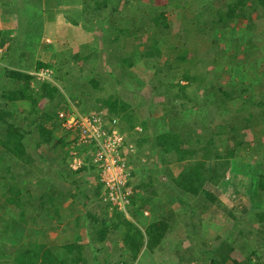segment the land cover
<instances>
[{"label": "trees", "instance_id": "1", "mask_svg": "<svg viewBox=\"0 0 264 264\" xmlns=\"http://www.w3.org/2000/svg\"><path fill=\"white\" fill-rule=\"evenodd\" d=\"M108 1L81 0L80 10L83 14L80 16V21H77V23L71 22V25L79 26V29L84 32H90L93 28L90 25L93 23H99L105 21V19L111 22V18H119V23H121L119 27H110L114 40L123 38L126 41L128 38H134L135 35H141L137 40L141 42L140 47L144 65L154 70L150 83L152 89L157 93L161 91L172 95V98L174 100L178 98V101L177 105L170 109L176 113H170L166 117L165 113L167 111L163 112L164 117H166L168 131L153 135L149 130V126H146V129L142 128L144 131L139 134L141 141L138 144L139 146L142 143L151 144L156 152L154 153L156 154L155 157L160 164H166L167 161L164 154L171 153L174 157L172 164L180 166L179 172L169 184L148 188L146 195L141 198L142 201L139 204H137L135 194H128L126 196L128 202L125 204L124 210H119L116 203L110 201L107 197L103 199L105 191L102 184L99 183L97 167L92 163L91 159L92 155L99 149L98 144L94 141L80 140L78 131L65 130L59 136L53 133L61 123L58 118V112L63 111L54 101V97L56 96V99L67 98L76 106L74 101H81V98L84 97L83 93L71 91L68 95H65L58 87L52 85L50 80L37 77V73L43 71L55 80L57 79L52 62L37 58L35 59L34 67H27L28 65L24 63V60L27 61L28 58L34 55L33 47H30L29 51L20 50L16 58L11 59L10 53L6 54V57H8L7 61L4 64H0V168L6 169V172H3V169L0 171V198L3 203L1 209L4 210L3 214H0V223L4 226V233H6V229L12 220L20 224V226L22 223L28 224V220H30L32 224L38 225L40 235L35 240L32 239V235L28 236L25 243L12 244L7 242V244L1 242L0 239V264H86L78 242L81 239H85V236L90 235L89 245L97 243L108 249L115 234L121 235L122 245L128 251L126 255L133 262L137 259L143 247L153 252L164 237L167 236L170 226L165 218L148 224H141V226L132 219L136 217L139 211L150 206L151 201L158 199V197L163 201V205L168 208L171 213L170 217H173L174 212L176 223L182 225L184 229L185 244L194 246L199 257L204 260V264L207 261L208 264H223L221 257L228 255L231 252V247L220 243L219 246L213 248L208 241L204 240L201 230L197 229V223H201V220L194 219L195 210L193 205L186 203L185 205L177 206L176 202L182 197L198 196L208 178V173L204 171L206 162L220 158L215 148L217 146L216 138L219 137V144H224L223 135L227 122L223 126L221 133L220 129L222 128L214 130L213 121L217 117H223V112L229 110L227 105L232 100V96L235 95V90H227L224 86H219L218 83L220 81H215L212 85H207V88L201 92L204 105L194 108V106H198L196 105L197 93L195 90L198 91L200 89L199 75L205 74L198 67H196L195 71L185 68L186 70H183L180 77L183 80H190L191 78L193 81L198 79L194 86L191 83L190 85H181L177 82L175 88L169 91L166 88L167 84L160 79V76L164 73V68L169 65L172 59L170 58L171 56L165 57L161 54V44H166L167 38L170 37L169 31H171L172 24L171 20L169 21L168 19L172 14L180 15L181 20L187 26V30L194 34L197 39L210 42L209 46L211 48L217 47L214 54L211 53L210 49L207 53H204L206 56L204 58L205 61H215L214 58H216L218 53H223L222 48L219 49L218 47L217 40H213L214 37L211 40L210 36L203 35L206 34L203 20H205L204 14L205 10H207L206 3L208 0H121V3L115 2L111 6H108ZM141 1L145 4H142ZM183 1L186 2L185 5H182ZM224 5V10L214 11L213 8L209 10L213 12L209 13L211 15L216 13V16L210 18L214 19L216 17L215 24L209 22L213 26L211 32L219 30L221 38L226 41L225 44L227 46L234 44V47H232L234 54L245 52L248 61L254 64L247 76L243 77L240 92L237 90V97L242 99V95L247 94L248 88L259 85L260 72L258 68L262 67L261 64L264 65V0H226ZM134 6H141L142 11L133 15ZM151 6L154 7L153 11ZM89 7L92 12H87ZM169 7L172 8L171 11H169ZM9 8L7 4L3 3L0 11L8 13L10 11ZM150 12L151 15L148 14ZM85 15L87 18L89 16L91 18L86 19ZM233 20L236 21L237 27L231 29L229 23ZM90 27L92 28L90 29ZM150 30L157 32L156 34H159V31L162 30L165 36L159 38L156 35L157 37H154L150 34ZM238 30H243L241 37ZM237 41L239 42L238 44H236ZM11 49L16 50V48ZM178 53H175V55L177 56ZM234 59L235 57H233L232 61ZM201 61L202 59L199 58V63ZM232 61L216 62L219 63L220 67L219 75L222 73L223 79L226 76V83H233L232 87L234 88L237 78L233 73L234 68H230L235 66ZM130 63L131 61L126 63L127 67L130 66ZM29 70L32 71V74L28 72ZM126 73L131 74L129 71ZM218 73L215 75L216 79L219 77ZM206 76L205 74L203 78L205 79ZM156 83L159 85L158 88H155ZM214 95H216L215 106L211 109H213L215 114L212 116V114L207 113V108L210 107H205V105H207L209 98L212 99ZM44 99H49L53 103L45 109V112H42L43 110H41V107L38 108V104ZM77 109L82 114L89 112L87 105H84L83 109ZM109 112L114 116L116 115V117L118 116L116 126L121 134L128 133L129 135V132L136 125L145 126V122L149 124L148 118L140 121L134 115L133 108L128 103L118 99L111 102ZM45 120H49V124H46ZM229 120H233V117L231 116ZM246 120V123L240 125V129L248 128L253 133L264 132V92H261L259 100L253 103ZM190 134H200L197 139L199 144L197 149L188 147L187 136ZM255 140L259 142L257 138ZM26 142H32L36 147L35 151L39 148L38 153H36L40 158L43 157V152L46 151L50 158L58 160L61 165L66 167L68 172H65V169H62L61 172L64 173L65 181L67 180L70 183L72 191L70 188H64V190L51 189L45 194L47 200L39 197L40 199L37 201L31 198L28 190L27 196L21 199L17 186L26 181L23 176L24 173H26L27 180H29L28 174L30 175L31 173L26 164V156L29 153L27 145H25ZM241 147L247 148L248 144H241ZM46 153L44 154V160L48 157ZM129 155L128 152L123 155L126 161V170H129L133 164V157ZM232 155L233 151H230L228 157H232ZM73 165H77V167L73 168ZM19 166H22L24 170L21 175L22 178L12 172L14 167ZM156 171L143 172L149 180L147 186L152 184L150 179L153 175H157ZM87 174H90V176L87 177ZM131 176H133V173H131ZM88 178H91L94 183L92 194L98 199V205L95 208L102 209L103 206L107 208V212L96 215L84 208L82 213L76 214L74 217L64 215L66 214L64 213L66 208H71L75 205L73 202L75 198L73 189H77L80 194L83 192L81 195L84 198L87 197L84 187L88 184ZM257 178L259 179V197L263 204L259 210L251 211L254 215V220L247 225L246 229L245 227L240 228L239 236L245 235L244 232H246L247 236L253 234L256 237L259 235L261 227H264V174L258 175ZM84 180L85 182L82 184ZM49 181V179L45 180L43 185H41V182H37V186L39 188L45 187ZM174 188L182 195L180 196L176 193ZM43 190L45 189L42 188V192ZM205 197L213 205L217 202V198L210 193L205 195ZM60 204H63L64 207L60 206ZM96 210L98 213L101 211L100 209ZM228 216L235 219L231 211H228ZM52 221H56L54 229L65 233L71 232L76 240L73 242L57 241L58 243H45L43 240L44 227L51 224ZM237 222L238 225L244 226L240 220ZM253 223L256 224V228L252 226ZM82 230H88L89 232L82 234ZM214 241H217V239ZM181 243L182 241H179L174 246V251L178 256V264H186V258L181 252L183 246L182 248L179 247ZM95 250L98 251L99 248H95ZM244 252L243 254L245 255L246 252ZM252 253L255 258L259 257L256 251ZM209 258L210 260H208ZM251 259L250 257L245 258L246 262ZM255 264H264V258L262 260L257 258Z\"/></svg>", "mask_w": 264, "mask_h": 264}, {"label": "crops", "instance_id": "2", "mask_svg": "<svg viewBox=\"0 0 264 264\" xmlns=\"http://www.w3.org/2000/svg\"><path fill=\"white\" fill-rule=\"evenodd\" d=\"M44 1L47 3L49 2V7H51L50 5L54 6V8L58 11V15L51 17L44 15L42 8L39 5L35 6V4H37L36 0H22L17 8V17L13 21L9 20L8 17L11 15L15 16L16 12L12 13L9 11L10 13H2V11H0V50H4V52L7 53L6 51L10 47V43H7L8 40L5 41V39L13 41L14 47L17 48L18 52L20 50L29 51L30 47H33L34 55L28 58L27 61L24 60V63L28 65L27 67H34L35 59L37 58L52 62V65L55 69V74L57 75L56 80H67L66 83H68L73 89H75V87L73 86L72 82L77 84L78 88H80L79 91L82 92L83 96L88 100V104H86L89 107L88 111L105 112L108 115V118H115L118 121V116L116 117V115L114 116L109 112L111 102L115 99H118L119 101L128 103L133 108L136 118H138L140 121L146 120L148 118L149 124L145 122V126L136 125L134 129L129 132V135L128 133H125V136L127 137V140L130 141L136 148H140L138 149L141 152V160H144V158L147 157L149 158L151 152H154L153 147L149 143H142L139 146L138 141H141L139 134L144 131L142 128L146 129V126H150V128L154 131H150L153 135H158L168 131V125L165 118L170 115V113H176L170 109L174 105H177L178 98L174 100L172 95L165 94L161 91L157 93L152 89L150 83L153 78L154 70L152 68H147L144 65V60L142 57L143 54L140 47L141 42L137 40L141 35H135L134 38H128L126 41L123 38L114 40L110 27H119L121 24L119 23V18H111V22L106 19L105 21L95 24L92 22L93 24L90 26L93 28L90 27V29L92 28L90 32H84L83 30L79 29V26L71 25V22L77 23V20L71 18V14L74 12L73 10H78L79 16L83 14L80 10V5L82 4L81 0ZM9 6L10 4H7V7ZM24 15H29L30 20L31 17H33L35 19H41L42 22L33 24L32 22L30 23V20L23 21L22 16ZM90 18L91 16H89L88 19ZM168 20H171L172 24L171 31H169L170 37L167 38L166 44H161V54L165 57L171 56L170 58L172 59L169 65L164 68V73L160 76V79L165 84H167L166 88L169 91H172L175 88V84L177 82L181 85H190L191 83V85L194 86L196 82H198V79L192 81L191 78L190 80H183L180 77L185 68H189L190 71H195L196 67H198L207 76L204 79L203 76H205V74L199 75L200 89L198 91L195 90L197 93L196 105L198 106H194V108L202 107L204 105L202 102L201 92L207 88V85H212L217 80L215 75L220 70V67L219 63L216 61L221 63V58H229L228 54L231 55V58L235 57V60L232 61L235 66L230 67L232 69L234 68L233 73L237 78L235 86L234 88L232 87L233 83H225V85H223L227 90H235V95L232 96V100L228 102L227 105L229 110H225V112L228 113L229 111L231 114L229 113L230 115L228 117H217L213 121L214 130L216 128H222L220 129L221 133L224 128L223 126L227 122V127H225L223 135L224 144H219V137L216 138L217 146L215 148L220 158L208 160L206 162L204 171L208 173V178L203 185V189L198 196L189 197V203H193L192 205L195 210L194 218L201 220V223H197V229L199 231L201 230L203 235L213 234L212 236H215L221 233L234 236L238 233L237 228L240 226L237 223V219L231 220L228 218L226 213L218 207L216 208L211 202H209L208 199H206L205 195L210 193L215 196L216 194L214 195L213 191L214 193H217L218 191L219 194L216 195L217 197H215L220 201L221 205H234L235 208L233 207L232 210H236L238 214L241 215L240 218H238L241 219L242 224L244 225L251 218L254 219V215L251 211L256 209L259 210L263 204L259 197V179L257 178V175L264 173V132L253 133L248 128L240 129V125L246 123V117L248 112L251 111L253 103H256L259 100V94L264 92V72H262L264 71V65L261 64L262 67L258 68L260 72L259 85L248 88L247 94L242 95L243 97L240 99L237 97V90L240 92V88H242L241 83L243 77L247 76L248 72L254 66L253 63L248 61L246 53L237 52L234 54L232 51L233 46H229L230 49L228 52L224 50V53H218L216 58H214L215 61H205L204 58L206 56L204 53H207V51L210 49L211 53L214 54L217 47L211 48L209 46L210 44L208 45L207 43L206 46V40H199L194 34L190 33L187 30L185 23L181 20L180 15L179 17L176 16V18ZM95 27L97 28L94 30ZM156 33L155 31L150 30V34L154 37L158 36L161 38L165 36L164 31L162 32V30L159 31V34ZM216 34L214 32L212 37H214L213 40H217L216 42L218 43L221 35ZM212 37L210 36L209 38L212 40ZM177 52L179 53L176 56L175 53ZM238 56H241L242 59H238L237 62L236 59ZM199 58L202 59L200 63ZM31 60L34 61L33 64L30 63ZM129 61H131V63L130 66L127 67L126 63ZM20 63L24 65L22 61H20ZM82 64H84V66L81 68ZM126 68L128 69L127 71L131 73L130 75L126 73ZM140 84L142 85L140 86ZM59 85L61 88L60 82ZM158 86L159 85L156 83L155 88H158ZM138 89L140 91H138ZM212 99L215 101L216 95H214ZM54 101L63 110L81 113V111H79L72 102L68 103L63 98L56 99V96L54 97ZM213 101L209 98L205 107L215 106V102ZM52 103L53 101L44 99L38 104V108L41 107V110H43L42 112H45V109H47ZM163 112H166V117H164ZM225 112H223L224 115L226 114ZM155 113L156 115H154ZM231 116L233 117V120H229ZM45 122L46 124H49V120H45ZM63 132L64 129L60 126L53 131V133L57 136L62 135ZM198 136H200V134H190L187 136V140L191 144L197 143V139L199 138ZM256 138L259 142L255 140ZM29 143L32 142H26V144ZM240 143L248 144V147L242 148ZM37 150L39 151V148H37ZM230 151H233L232 157H228V153ZM45 153L46 151L43 152V154ZM164 155L166 156V161L168 164H160L156 159L158 162L157 168H161V166L164 165L168 167L172 164L174 158L173 155L171 153ZM47 156V159L51 163L52 167L57 170L58 175L61 178L59 181L62 183V177L64 173H62L61 170L65 169L66 172H68L66 167L61 165L58 160L50 158L48 154ZM137 161L139 162V160ZM251 168L253 169L251 172L256 171L258 173L255 174L254 177L247 176L246 170H251ZM169 175L171 174L166 176ZM89 176L90 174H87V177ZM134 178L132 177V179H128V186L130 190H133L132 194H135V196L138 197L140 189L136 183H139L141 179L137 178L136 183L134 184ZM45 180L47 181V178H44L38 182H41V185H43ZM62 186L65 187V183ZM93 186L94 183L92 182L91 178H88V184L86 187H84V191L87 194L86 198L81 195L83 192L80 194L77 189L74 190L73 194L75 195V198L73 199V202L75 205H73L71 208H66L64 213L68 214L69 217H72L75 214L82 213L85 208L84 206H86L87 211H91L93 214H105V212H107V208H104L103 206L102 209L95 208V206L97 207L98 205V199L94 196V194H92ZM45 187V190H43L44 194L48 190L53 189ZM60 190L62 189L60 188ZM181 195L182 194L180 193V196ZM225 198H228L229 200L231 199L230 203H228V200ZM243 198H245L244 200L246 202L240 200ZM84 201H86L85 204ZM62 206L64 207L63 204ZM96 209H100L101 211L98 213ZM148 211L150 213L148 217H144L142 214L140 215L139 212L137 213V218L141 224H148L153 220L160 219V217L154 215V210L152 208H150ZM126 215L129 219H131L128 214ZM56 221H52V223L55 224ZM252 226L256 228L255 223H253ZM88 232V230L81 231L82 234ZM53 235H55V237L45 238L44 242L52 243L57 241L65 242L66 240H76L71 232L65 233L64 231H56V233ZM258 236H264L263 226L261 227ZM27 238L28 235L26 237L23 236L22 226L15 223L13 220L9 224V229L6 233L0 231L1 241L9 239L8 241H10L12 244L21 242L25 243ZM89 239H91L90 235L88 236V241L86 244L91 249L97 248V244L92 243L89 245ZM247 245L248 244L244 246V249L256 251L257 254L260 252L264 256V249L261 250L257 247L258 245L264 246V244H255L252 248H250V245ZM79 247L80 250L83 251L80 244ZM233 253L234 252H232V254ZM232 254L229 255V260L231 259ZM226 258V256H223L222 259L226 260ZM242 264L251 263H249V261L246 262L244 259Z\"/></svg>", "mask_w": 264, "mask_h": 264}, {"label": "rangeland", "instance_id": "3", "mask_svg": "<svg viewBox=\"0 0 264 264\" xmlns=\"http://www.w3.org/2000/svg\"><path fill=\"white\" fill-rule=\"evenodd\" d=\"M21 1L22 0H0V4H3V3L4 4H10V8L8 7L10 12H12V13L16 12L15 16L11 15L10 17H8L9 20L13 21L14 19H16L17 13H18L17 12V8H18L19 3ZM29 1H31V0H29ZM36 1H37V4H35V6L39 5L42 8V10H43V14L46 15L47 17L58 15V11L54 8V6H52V5H50L51 7L48 6L49 2L47 3L44 0H36ZM115 2L121 3V0H109L107 4H108V6H111ZM224 2H226V0H208V2L206 3L207 10H205L206 11L205 15H204V19L205 20H203V25H205L204 28H206L207 30L204 29L206 34H203V35H205V36L207 35V36H211V37L214 35L215 31L211 32L212 27H213L211 24H215L216 23V17L214 19H210V18H213V16H216V13L214 15H211L209 13H213V12L212 11L210 12L209 10L211 8H213L214 11H218L219 9H220L219 11L224 10L225 9ZM141 3L145 4L142 1H141ZM185 4H186V2L183 1L182 5H185ZM151 8H152V11H153L154 7L151 6ZM171 9L172 8L169 7V11H171ZM73 11L74 12H72L71 18H73L74 20L80 21V19H81L80 16L81 15L79 16L78 10H73ZM141 11H142V7L141 6H134L132 13L134 15L135 13L141 12ZM87 12H92V9L90 7L87 8ZM64 14H66V13H64ZM148 14L151 15V12L148 13ZM176 16L179 17V15H176ZM176 16H174V14H172V15H170L169 19H174V18H176ZM86 19H88V18H86ZM22 20L23 21L30 20L29 15L22 16ZM31 22L33 24H36V23L38 24V23H41L42 20L41 19L40 20L39 19H35V18L31 17L30 23ZM229 27L231 29H234L235 27H237L236 21H234V20L231 21L229 23ZM96 28L97 27H95L94 30ZM238 32L240 33V37H241V35L243 34L242 33L243 30H238ZM216 33L220 35V31L219 30L217 32H215V34ZM7 40H8L7 43H10V48L6 52L10 53L9 56H10L11 59L12 58H16V55L19 52L17 51V48L14 47L13 41H11L9 39H5V41H7ZM206 43L208 45L210 44V42H205V44ZM225 43H226V41L224 39H222V38H220L219 43H217V44H219V47L222 48L223 53H224V50L228 52L230 47H232V46L234 47V44H231L230 47H229V45L227 46ZM238 43L239 42L237 41L236 44H238ZM201 44H202V41H201ZM207 44H206V46H207ZM11 48H13V49L16 48V50H12ZM7 53H5L4 50H0V64H4V62L7 61V59H8V57H6ZM228 56H229L228 59L221 58V61H227V62L232 61L233 58H231V55L228 54ZM238 59H242L241 56H238V58L236 59L237 62H238ZM30 63L33 64L34 61L31 60ZM83 66H84V64H82L81 68ZM30 67H33V66H30ZM227 67H228V65H227ZM0 74H1V68H0ZM218 76L219 77H217L216 82L220 81L219 86L225 85V83H226L225 77L226 76L224 77V79L222 77L223 76L222 73L220 75L218 73ZM5 80H6V78H5ZM49 80L56 81V84L60 82L62 93L65 94V95H68V93L71 92V91L78 92L80 90V88H78V85L75 84L74 82H72V84H73V86L75 87L76 90L73 89L68 83H66L67 80L59 81V80H55L51 76H49ZM226 80H227V78H226ZM138 91H140V90L138 89ZM141 97H143V96H141ZM65 100L68 103H71L70 100H68L67 98H65ZM210 100H212V99H210ZM74 104H76L77 108H82L83 109L84 105L88 104V100L85 97H82L81 101H74ZM212 107L207 108V113L210 114V115L212 114V116H213L215 114V112L213 113V109H211ZM225 113H226L224 115L225 117H228L231 114L229 111H228V113L227 112H225ZM154 115H156V113ZM150 129L151 128L149 126V130ZM150 131L154 132L152 129ZM193 140H195V139H193ZM138 142L140 143V141H138ZM187 143H188V147H190V148L197 149L199 147L198 143H192L191 144L188 140H187ZM129 144L132 145L131 146V151L129 153L130 154L129 156L133 157L132 158V160H133L132 163L133 164L131 165L130 169L129 170L127 169V170H128V174H130V177H131L130 179H132V177L133 178L135 177L134 178L135 179L134 184L136 183L137 178L141 179L139 181V183H136V184H138L139 189H140V193H138L139 196L138 197L135 196V198L137 200V204H139L142 201L141 198H143V196L146 194V190L148 188L154 187V186L164 185L166 183L169 184L171 182V180L173 178H175V176L178 174L180 167H179V165H175V164L172 165L171 164L168 167L166 165H164V166H161V168H157V166H158L157 163L158 162H157L156 157H155L156 154H154V153H156L155 151L151 152L149 158L148 157L147 158L143 157L144 160H141L142 156L140 154L141 153L140 150L135 148V146L132 143L129 142ZM26 145H27V149H28L27 151L29 152L28 155L26 156V164L28 165L27 168L31 170L30 175L28 174L29 180L26 179V173L23 174L24 170H23L22 166H19V167H16V168L14 167L12 169V172L16 176H19V178H22L21 175L23 174V176L25 177V180H26L24 183H20L17 186V191H18V194L21 196V199H24L27 196V191L29 190L28 191L29 195L31 196V198L33 200L39 201L40 198H43V199L47 200V196H45L46 193L44 194V191L42 192V188L44 189V187L42 186V188L41 187L39 188L37 186V182L41 181L44 178H47V179L49 178L50 179L49 183L46 185V188H53V189H60L61 188L62 190H64V188H70V183L67 180H66L67 181L66 182L64 177H62L63 182L60 183L59 180L61 178L59 177L57 170L54 167H52L51 163L49 162V160L47 158H45V160H44V154H43V157H41V158L37 155V153H38L37 151L38 150L35 151L36 147L34 146L33 143H29V144H26ZM137 160H139V162ZM166 164H168V163H166ZM72 167L76 168L77 165H73ZM2 169H3V172H6V169H4V168H0V171ZM146 169L148 170L147 172H146ZM156 169H157V171H156L157 175H153V177L150 179L152 184L147 186V183L149 182V180H148L147 176H145V173H148L151 170H156ZM252 170H253L252 168H251V170H248V169L246 170L248 177H254L255 174H258L256 171L251 172ZM65 172H66V170H65ZM143 172H145V173H143ZM131 173H133V176H131ZM168 174H171L173 176H171V175L166 176ZM72 177H74V176H72ZM19 178H17V179L19 180ZM250 180H252V179H250ZM84 182H85V180L82 181V184H84ZM132 182H133V180H132ZM64 183L66 185L65 187L62 186ZM71 191H72V189H71ZM73 191H74V189H73ZM175 191H176V193H178L180 195L179 191H177V190H175ZM131 193H133V190L130 191V195H131ZM213 194L214 195L215 194L218 195L219 193H218V191H217V193H214V191H213ZM225 199H227L228 203H230L231 199L230 200L228 198H225ZM244 199L245 198L240 199V200H243L244 202H246ZM1 200L2 199L0 198V214H3L4 210L1 209V205L3 204ZM189 201H190L189 197H182V198H180V200H178V202H176V205L177 206L178 205H185L186 203H189ZM85 203H86V201H84V204ZM229 205L231 206V208H230ZM229 205L228 204L227 205L224 204V206L221 205V203H220V201L218 199H217V202L214 203V206L216 208L218 207L219 209L224 211L228 218H230L231 220H236L237 219V221L238 220L241 221V219H239L241 215L238 214V212L236 210H232L234 205H232V204H229ZM60 206H62V204H60ZM84 207L87 210L86 206H84ZM150 208H152L154 210V215L155 216L160 217V219L165 218V220L168 222V224L170 226V228L167 231V236L164 237V239L161 241L160 245L157 248H155L153 252H150V251H148L146 249V247H143L141 249L139 255L137 256V259L135 261L131 262L129 260L128 256L126 255V253L128 251L122 245L121 235H117V234L114 235V237L111 240V246L108 249H106L105 246H101L100 244L94 243V244H97L96 247L99 248L98 251L95 250L94 248L91 249L86 244L87 243L86 240H88V235H87V236H85L86 237L85 239H81L80 242H79V244L82 246V249H83V251L81 250V254L84 257L85 263L88 264V262H89V264H178V256H177V253L175 254L174 246L177 245L179 241H182V243L180 244L181 246L179 245V247L182 248V246H183L181 252L183 253V255L186 258V261H187L186 264H204V260L201 257H199V254L195 250L194 246L192 244L191 245L185 244L184 229L182 228V225H180L179 223H176V219H175L176 215H174V212H173V217H170L169 215H171V213L169 212L168 208L163 205V201L161 199H159V197H158V199H155V200L151 201L150 206L146 207L142 211H139V214L140 215L141 214L144 215V217H148V215L150 214L148 210H150ZM228 211H231L234 214L235 219H233V218L228 216ZM145 212H146V214H145ZM64 215L68 216V214H64ZM75 215H73L72 217H74ZM245 218H247V217H245ZM132 219L137 224H139L141 226V223L139 222V220L137 218V215H136V217H134ZM194 219L196 220L197 218H194ZM156 220H153V221H156ZM253 220L254 219L251 218L250 220H248L245 223V225L242 224L244 226H239L237 228V232L238 233L237 234L234 233V234H236L234 236H232L230 234H221V233H219V234H217L215 236H212L213 234L203 235L204 240L208 241L209 244H211L213 248L219 246L220 243H222L223 245H228V246L231 247V252L228 255L227 254L225 255L227 257L226 260L222 259L223 260V264H233V263L234 264H242V261L246 257L252 258L249 261V263L255 264V261L257 260L258 257L255 258L254 257L255 255L252 253L253 251H249L250 249H244V246L246 244H248V245H250V248H252L255 244H258V243L259 244H264V239H263L264 236L263 237L262 236L254 237L253 234H250V235L247 236L246 232H244L245 235L239 236L240 228L242 229L243 227H245V229H246L247 225L251 224V222H253ZM241 223H242V221H241ZM21 226L23 227V236L26 237L27 235L28 236L32 235V239L33 240H35V239H37L39 237L40 229H39L37 224L34 225V224H32L30 222V220H28V224H23L22 223ZM54 227H55V224H53V223H51L49 225H45V227H44V231L45 232H44L43 240L45 238H48V237H50V238L55 237V235H53V234H55L56 231H59V230L54 229ZM8 229H9V227L6 229V232L8 231ZM0 230L5 232L4 231L5 228H4V226L1 223H0ZM32 232H36V233H32ZM47 232H48V235H47ZM215 239H217V241H214ZM8 240L6 239V240L1 241V242H5V243L9 242V243H11ZM66 241L67 242H73V241H69V240H66ZM252 242H254V243H252ZM257 247L260 248L261 250L264 249V246H262V245L261 246L258 245ZM232 252H234V253L232 254ZM243 252L245 253V255L243 254ZM230 254H232V256H231V259L229 260V255ZM258 256H259L260 260L264 257L263 254L260 253V252L258 253ZM221 258H223V257H221ZM208 260H210V258ZM183 264H185V263H183ZM206 264H208V261L206 262Z\"/></svg>", "mask_w": 264, "mask_h": 264}, {"label": "built area", "instance_id": "4", "mask_svg": "<svg viewBox=\"0 0 264 264\" xmlns=\"http://www.w3.org/2000/svg\"><path fill=\"white\" fill-rule=\"evenodd\" d=\"M42 75V73L40 74ZM115 120L106 123L100 115L70 118L65 127L77 130L80 140L94 141L99 149L92 155L96 164L98 180L103 185L105 196L124 210L129 194L125 188L127 172L123 155L131 151V144H124L123 136L113 128Z\"/></svg>", "mask_w": 264, "mask_h": 264}, {"label": "clouds", "instance_id": "5", "mask_svg": "<svg viewBox=\"0 0 264 264\" xmlns=\"http://www.w3.org/2000/svg\"><path fill=\"white\" fill-rule=\"evenodd\" d=\"M29 73H31L32 74V71L31 70H29L28 71ZM42 73V75H40ZM37 77H39V78H44V79H48L49 80V75H47L45 72H43V71H40L39 73H37ZM38 78V79H39ZM40 80V79H39ZM51 82H52V85H55L56 87H58V89L59 90H61V88H60V85H59V83H57L56 84V81H52V80H50ZM59 85V86H58ZM39 106V105H38ZM91 115H100L103 119H104V121L106 122V123H110L112 120H115V123L113 124V128L115 129V130H117V132L120 134V135H122L123 136V142L125 143V144H128L130 141H128L127 140V137L125 136V134H121L119 131H118V129H117V126H116V124H117V119H115V118H108L107 116V114L105 113V112H101V111H89L88 113H86V114H82V113H76V112H74V111H72V112H68L67 110H63V111H60V112H58V118L61 120V123H60V127H62L63 129H64V131L65 130H67V131H71V129H68V128H66L65 127V123H66V121L67 120H69L70 118H76V119H78L79 117H89V116H91ZM72 131H77V130H72ZM78 133V132H77ZM131 143V142H130ZM127 153V152H126ZM128 153H130V152H128ZM123 157V160H124V163H125V165H126V161H125V159H124V156H122ZM94 165H96V164H94ZM126 170V169H125ZM126 172H127V176H126V182H125V188H126V190L129 192V194H130V189H129V186H128V179H130V174H128V170H126ZM97 173H98V170H97ZM100 183V182H99ZM103 186V185H102ZM104 196H105V194H104ZM103 199H105L104 197H103ZM119 210H121V209H119ZM122 211V210H121Z\"/></svg>", "mask_w": 264, "mask_h": 264}]
</instances>
